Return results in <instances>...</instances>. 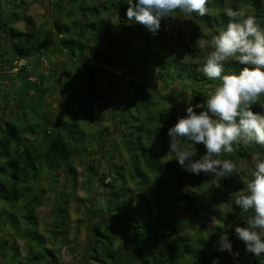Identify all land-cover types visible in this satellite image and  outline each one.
I'll return each instance as SVG.
<instances>
[{
	"label": "trees",
	"instance_id": "trees-1",
	"mask_svg": "<svg viewBox=\"0 0 264 264\" xmlns=\"http://www.w3.org/2000/svg\"><path fill=\"white\" fill-rule=\"evenodd\" d=\"M94 1L93 4H86V6L90 5V9H94V20L89 18L88 7L82 5L76 8L77 11L70 8V5H67V9H57L56 31L63 35L67 34V37L54 40L56 51H66L70 56H74L79 51L83 61L73 62L85 63L93 59L110 66L114 64L116 69H120L116 65L117 59H110L103 48L87 46L83 42L80 37L85 31L74 30L72 27L83 24L82 19L76 18L77 13L81 12L82 16L86 17V26L91 27V31L97 30L100 13L109 15L119 13V21L124 26L126 39L129 40L135 34H144V32H139L140 29L132 31L128 27L129 18L126 15L128 4L125 0H108L101 5L98 3L100 0ZM2 2L3 0H0V55H3L1 48L5 43L3 49L7 47L6 50H10L12 55V58L5 61H15V63L18 60L25 61L23 65L15 67L18 68L16 76L22 79L24 90L30 91L38 86L40 94L44 97L49 88L42 87V84L37 85V80L27 82L32 74L31 70L29 73L28 62L42 58L39 54L42 52L44 39H48L51 31L38 32L35 30L31 16L26 15L27 30L14 27L12 22L15 20L7 18ZM68 3L73 2L69 0ZM207 6L215 13H209L200 19L213 30L205 29L201 34L197 32L186 34L182 26L169 16L162 18L161 28L156 33L157 37L153 45L150 44L149 37L143 36V49L138 46L141 50L136 52V56L128 51L127 43L124 48L122 47L123 56L129 55L134 59H141L143 64L145 59L149 58L150 63L147 65L156 67L155 76L159 77L162 83L176 84L181 90L177 91L179 98L171 100V105L166 111L155 98L161 97L160 92L164 90L162 85L133 81L132 104L135 114L128 113L127 110H123L122 113H119L120 110L112 112L114 118H117L121 124V147L127 150L128 160L113 164V170L110 172H99V169L98 179L106 190L103 196L107 202V211L123 225L122 228L117 227L108 222V219L94 223L90 231L93 244L85 258L86 264H264V255L255 257L247 252L244 242L235 233L236 226H245L241 217L248 214L231 204V197L246 191L247 182L251 178L243 180L235 173L228 177H216L215 174L204 172L196 175L185 171L175 158L164 160L162 157L170 147L169 128L187 114V106L182 101L185 96L191 94V102H189L191 106L201 104L194 109L199 113L206 110L207 98L206 93L202 92L203 89L219 84V81L209 80L200 70L207 57L204 53L192 54L195 50H192L191 44L209 35H218L229 22L225 14L229 7L234 10L245 9L247 14L255 16L261 28H264V0H210ZM65 15L72 20L71 25L62 22ZM215 20L217 24L214 23ZM169 30L181 41L184 52L193 59L179 61L172 57L168 42L164 39ZM113 44L116 47L115 43ZM243 67L237 61L225 64L226 72H239ZM8 71L2 70L0 75L9 76ZM109 74H111L108 78L109 88L116 98L119 85L124 81L127 73L114 71ZM43 75L45 72L40 74ZM93 77L91 72L85 89L67 77L58 81L59 90L75 101L80 109V118L87 121H96L93 104L106 96V92L97 85ZM145 77L148 76H142L141 80L144 81ZM149 79L152 80L151 77ZM67 81L71 82L70 85ZM177 100L180 110L175 104ZM251 108L254 112L264 113V107L260 103L251 105ZM68 112L71 114L72 110L69 109ZM65 115H61L53 127L48 123V116H45L43 126L39 130H35L32 126L28 128V125L19 126L8 120L0 123V209L4 206L3 213L0 214V224L4 223L2 219L7 220L14 233L6 237L0 236L2 261L14 262L19 259L17 264L31 262L72 264L64 262L48 245L47 239L59 238L60 234L65 235L71 230V204L73 200L81 199L74 186L70 189L68 185L64 187L58 185L60 181L58 176L63 171L69 181L76 182L78 170L72 159L79 153L83 144L79 121L74 119L67 122L64 120ZM23 132L34 133V138L22 142ZM156 137L161 140L162 152L152 144ZM186 143L192 141L181 140V144ZM195 148L198 155L192 159L199 160L206 154L207 149L202 143L196 144ZM258 151L264 153V146L257 144L241 146L234 155L228 156L222 153L218 158L231 159L238 166L241 158L251 160L253 153ZM48 177L52 183L50 186L54 206L53 220L48 228L50 236L47 237L39 230L40 218L37 210L44 203L48 190L40 186L37 181ZM188 179L204 185V201L200 202L188 192L178 190L179 186ZM230 193L232 196L227 195ZM222 197L230 202L227 215L218 203ZM90 213L87 211V217ZM225 231L232 243L233 252H238V256L216 249V240ZM122 235L125 240L119 243L118 239ZM18 239L25 241L27 250L25 255L21 254L17 244ZM7 248L11 250L8 254H6Z\"/></svg>",
	"mask_w": 264,
	"mask_h": 264
},
{
	"label": "rangeland",
	"instance_id": "rangeland-1",
	"mask_svg": "<svg viewBox=\"0 0 264 264\" xmlns=\"http://www.w3.org/2000/svg\"><path fill=\"white\" fill-rule=\"evenodd\" d=\"M68 1L69 0H3V10L6 12L7 18L15 20L12 22L14 27L23 31L27 30L25 21L26 15L31 16L33 19L35 30L40 33L50 31L51 33L48 35V39H44V46L42 47V52L39 54L42 58L40 60L32 59L28 62L29 73L31 70L32 74L29 76L27 82L29 83L31 80L32 82L37 80V85L42 84V87L49 88L44 97L40 94L38 86V88L36 87L30 91L24 90L22 79L16 76L18 68L16 69L15 67L23 65L25 61L18 60L16 63L15 61H5L6 59L12 58V55L10 50H6L7 47L3 49V46L5 45V43H3L1 48L3 55H0V72L2 70H5L6 72L9 70V76L5 77L0 75V123L2 124L5 120H8L15 122L19 126L28 125V128L29 126H32L35 130H39L43 126L45 116H48V123L52 127L55 126L57 120L63 114H66L64 120L67 122L73 121L74 119L79 121L81 127L79 132L81 133L83 144L80 147L81 149L79 153L72 159L78 170L77 179L76 182L74 180L69 181L66 177V173L63 171L58 176V179L60 180L58 185H62L63 187L68 185L70 189L74 186L77 195L81 199L78 201L73 200L71 204V230L65 235L60 234V239L56 237H50L47 239L48 245L54 249L55 253L61 257L64 262L86 264L85 258L93 244L92 238L90 237V231H92L94 223L97 221L103 222L108 219V222L113 223L117 227L122 228L123 225L122 222L118 221L117 218L112 217L111 213L107 211V202L103 196L106 190L104 186H101L98 179L99 169V172H110L113 170V164H120L127 162L128 160L127 150L121 147V124L117 118H114L112 112L114 113V111L117 112L120 110L119 113H122L123 110H127L128 113L135 114V109L132 104L134 95L133 81L141 82L142 76L151 77L153 84L163 86L164 90H161L160 92L161 97L156 96L155 98L166 111L171 105L170 101L179 98L177 91L181 90V88L176 87V84L169 85L167 83H162L161 79L155 76V74H157L156 67L147 65L150 63L148 60L149 58L145 59V64H143L141 59H134L133 56H123L121 54L122 47L124 48V45L127 43L126 46L129 49L128 51H131V53L136 56V52L143 49V36L150 38L151 45L154 44L157 36L156 34H152L143 25L129 20L127 25L132 31L140 29L139 32H144V34L137 33L129 40L126 39L123 30L124 26L122 22L119 21V13L112 15L100 13V17L97 21V30L91 31V27L86 26V17H83L81 12H78L76 18L82 19L83 24H78L77 26L72 27L74 30L83 29L85 31L84 35L80 37L83 42H85L87 46H99L103 48L109 55L110 59H117L116 65L120 69H116L114 64L112 66L107 64L100 66V63L93 59L92 61L87 60L85 63L73 62L75 60L83 61V57L79 51L76 52L74 56H70L66 51H56L54 40L67 37V34L63 35L56 31V13H58V8H66L67 5H70V8L77 11L76 8L82 5L88 7L87 10H90L89 18L91 20L95 19V13H93L94 9H90V5L86 6L87 3H95L94 0H71L73 3H68ZM105 2L107 3L108 0H100L98 3L101 5ZM213 13L215 12L211 9L210 14ZM180 16L181 17H171L182 26L186 34L189 32H197L201 34L205 32V29L213 30V28H210L209 25H206L205 22L201 21L198 14L193 13L188 17H185L184 14H180ZM63 20L64 21L62 22L68 24L72 23V20L69 19L67 15H65ZM208 22L212 25H214V23L217 24L216 20L214 23L211 21ZM72 27L71 31H73ZM212 37L213 36L209 35L208 37L199 40L200 46H198L197 42L192 43L191 48L192 50H195L192 54L204 53L207 57L211 51L210 40ZM164 39L168 42L169 51L170 53L172 52L171 55L174 59H178L179 61L193 59L191 55L184 52L181 41L173 35L171 30L166 32ZM113 43H115L116 47ZM138 46L141 47V49H139ZM114 71L121 74L127 73L125 75L126 78L119 85L120 88L117 91L118 95H116V98L112 89L109 88L108 83V78L111 75L109 73ZM42 72H45V75L40 76ZM91 72L97 85L106 92L104 98L96 100L93 104V111L97 116L95 119L96 121L81 119L79 116L80 109L76 106L75 101L71 99V97H67L58 88L60 85L58 81L67 77L72 79L78 86L85 89ZM129 73H133V75H130ZM70 83L71 82H69V85ZM213 90L214 86L204 88L203 91H201L206 93V98L208 99L209 92ZM182 101L183 104L188 107L189 102H191V94L185 96V99ZM178 102L179 100H177L175 104H177V107L180 110L181 108ZM198 105L199 107L201 106V104H197L193 106V108H197ZM69 109L72 110L71 114L68 112ZM120 118L121 117H119V119ZM23 135L22 142H28L34 138V133L32 132H23ZM152 144L158 151H163L161 140L157 139V137L152 141ZM241 146L242 145L235 147L238 150ZM168 152L169 151L163 153L162 157L164 160H168L174 155L172 153L168 154ZM196 155H198L197 149ZM263 156L264 153L258 151L253 153L251 160L241 158L239 165L237 166L239 174H236V176L243 180L252 178L256 159H262ZM92 165H94V167ZM37 183L48 190V195L45 197L44 203L37 210L40 218L39 230L48 237L50 236L48 228L53 220L52 209L54 201L50 186L52 183L50 182L49 177L45 180H38ZM178 190L181 192H188L200 202L205 199L204 185L201 182H194L191 179H188L185 183H182L179 186ZM227 195L232 196V193ZM218 203L227 215L230 202L222 197ZM3 207L0 209V214L3 213ZM16 211L18 212L19 209ZM87 211L91 212L89 217L86 215ZM1 221L4 223L0 224L2 225V227H0V236L6 237L8 235H13L14 233L7 220L5 221L2 219ZM108 222L106 225H108ZM219 237L216 240V249L218 247ZM124 240L125 238L122 235V237L118 239V242L121 243ZM17 244L19 245L21 254L25 255L27 253L25 241L18 239ZM1 250L2 248L0 251ZM9 252H11V250L7 248L6 254ZM221 252L224 253L225 251ZM18 261L19 259L14 260V262L0 260V264H17ZM28 264H37V262H31Z\"/></svg>",
	"mask_w": 264,
	"mask_h": 264
},
{
	"label": "clouds",
	"instance_id": "clouds-1",
	"mask_svg": "<svg viewBox=\"0 0 264 264\" xmlns=\"http://www.w3.org/2000/svg\"><path fill=\"white\" fill-rule=\"evenodd\" d=\"M125 2L129 20L143 25L154 35L161 28L162 18L181 17L180 14L188 17L193 13L204 17L210 13L207 6L210 0ZM225 14L229 22L211 38V51L200 69L209 80L219 81V84L209 92L206 110L197 113L189 104L186 116L168 130V154H174L172 158L185 171L196 175L201 172L216 177L239 174L236 162L218 157L222 153L234 155L235 146H264V113L254 112L251 108L256 103L264 107V28L243 8L229 7ZM197 43L200 46L199 40ZM231 61L244 67L239 72H226L225 64ZM181 140L192 143L181 144ZM199 143L205 145L207 152L199 160H193L195 145ZM246 189L231 197V204L248 214L241 217L245 226H236L235 233L244 242L246 251L259 257L264 255V159H256ZM217 250L239 255L233 252L227 231L219 237Z\"/></svg>",
	"mask_w": 264,
	"mask_h": 264
},
{
	"label": "flooded vegetation",
	"instance_id": "flooded-vegetation-1",
	"mask_svg": "<svg viewBox=\"0 0 264 264\" xmlns=\"http://www.w3.org/2000/svg\"><path fill=\"white\" fill-rule=\"evenodd\" d=\"M130 75L132 74L133 75V73H129ZM141 84H143V83H153V81L152 80H149V78L148 77H145V79H144V81H142V82H140ZM179 95V94H178ZM180 96V95H179Z\"/></svg>",
	"mask_w": 264,
	"mask_h": 264
},
{
	"label": "water",
	"instance_id": "water-1",
	"mask_svg": "<svg viewBox=\"0 0 264 264\" xmlns=\"http://www.w3.org/2000/svg\"><path fill=\"white\" fill-rule=\"evenodd\" d=\"M72 60H73V59H72ZM80 61H82V60H80ZM100 66H104V64H101V63H100ZM214 85H217V84H214Z\"/></svg>",
	"mask_w": 264,
	"mask_h": 264
}]
</instances>
